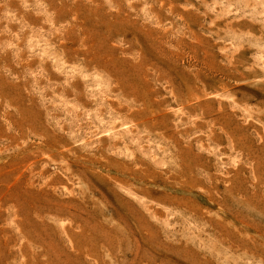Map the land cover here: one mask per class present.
I'll return each mask as SVG.
<instances>
[{"label": "rangeland", "instance_id": "374dc122", "mask_svg": "<svg viewBox=\"0 0 264 264\" xmlns=\"http://www.w3.org/2000/svg\"><path fill=\"white\" fill-rule=\"evenodd\" d=\"M0 264H264V0H0Z\"/></svg>", "mask_w": 264, "mask_h": 264}]
</instances>
